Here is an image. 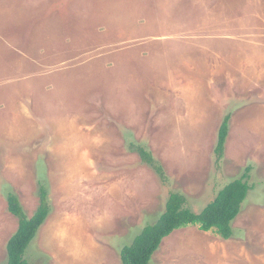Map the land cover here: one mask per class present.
Returning a JSON list of instances; mask_svg holds the SVG:
<instances>
[{"label": "rangeland", "instance_id": "obj_1", "mask_svg": "<svg viewBox=\"0 0 264 264\" xmlns=\"http://www.w3.org/2000/svg\"><path fill=\"white\" fill-rule=\"evenodd\" d=\"M248 167L232 239L189 226L150 264H264V0H0V264L10 193L48 192L30 264H122L171 192L199 213Z\"/></svg>", "mask_w": 264, "mask_h": 264}, {"label": "trees", "instance_id": "obj_2", "mask_svg": "<svg viewBox=\"0 0 264 264\" xmlns=\"http://www.w3.org/2000/svg\"><path fill=\"white\" fill-rule=\"evenodd\" d=\"M230 116H226L219 131L215 149L217 163L220 166L225 157L226 143L229 135ZM142 163L150 167L165 183L167 176L163 166L144 146L132 144ZM251 167L246 168L241 178L224 186L215 198L199 213L187 206L186 197L178 192H171L165 210L157 223L147 226L130 246L120 253L122 264H150L153 256L159 250L164 239L175 231L196 226L203 232L214 231L224 240L234 236L232 223L240 215L251 186L249 184ZM45 188L40 190V205L35 214L29 217L19 198L8 195V210L18 219V230L7 244V264H30L26 254L39 230L45 224L51 213V205Z\"/></svg>", "mask_w": 264, "mask_h": 264}]
</instances>
